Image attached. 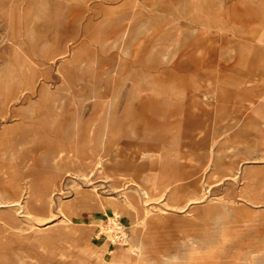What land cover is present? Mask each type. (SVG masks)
<instances>
[{"label": "rangeland", "instance_id": "obj_1", "mask_svg": "<svg viewBox=\"0 0 264 264\" xmlns=\"http://www.w3.org/2000/svg\"><path fill=\"white\" fill-rule=\"evenodd\" d=\"M0 57V264H264V0H0Z\"/></svg>", "mask_w": 264, "mask_h": 264}, {"label": "bare ground", "instance_id": "obj_2", "mask_svg": "<svg viewBox=\"0 0 264 264\" xmlns=\"http://www.w3.org/2000/svg\"><path fill=\"white\" fill-rule=\"evenodd\" d=\"M19 46V45H18ZM17 47V46H16ZM1 58V57H0ZM10 61V60H9ZM8 73V72H7ZM217 146V145H216ZM215 149V148H214ZM217 150H219V149H217ZM214 154H218V152H213ZM216 162H218V160H215V164H216ZM218 164V163H217ZM206 187H209V186H207L206 185ZM154 189H158V187H157V185L156 184H154V183H152V182H146L145 184H143V185H141V188L139 189V190H141V193H142V195H143V197L146 199V200H148L149 198H151V196H152V191L154 190ZM27 190V189H26ZM207 191V190H206ZM32 192V188H29V193H31ZM164 193V192H163ZM130 195H124V201L125 202H129L130 204H133V201H132V199H131V197H129ZM208 196V195H207ZM201 197V196H200ZM143 198V199H144ZM199 198V197H198ZM197 197H195V198H193L192 200H195V199H198ZM208 198V197H207ZM25 199V198H24ZM196 202V201H195ZM194 202V203H195ZM211 202V201H210ZM201 203H203V202H201ZM168 206H172V207H174V208H176V209H179V210H182V209H184L185 207H187L186 206V204H169V203H166ZM197 204V203H196ZM4 205H7V206H12V205H14V209L16 210V216H12L11 218H6V220H5V223H10V221H16V220H18V217H19V215L18 214H23L24 216H25V214H30L31 213V210L30 209H28L27 210V208H28V206H27V204L25 205L24 204V201H22L21 199H13V200H8V198L4 195V193H3V191H2V189H0V207H2V206H4ZM5 208V207H4ZM116 208H119V206H117ZM161 208V207H160ZM166 208V207H165ZM170 208V207H169ZM120 210V209H119ZM185 210V209H184ZM183 210V211H184ZM187 210V209H186ZM147 211H148V209H147ZM161 211L162 212H164V208H161ZM113 215V214H112ZM114 216V215H113ZM34 217V216H33ZM29 218H31V217H29ZM113 219H114V217H113ZM68 221V220H67ZM115 224L117 225V223L115 222ZM110 227H111V225H110ZM74 228V227H73ZM76 228V227H75ZM113 228V227H112ZM120 228V227H119ZM118 228V229H119ZM110 230V229H109ZM73 233H76V232H73ZM73 235H75V234H73ZM115 235V234H114ZM113 235V236H114ZM76 236V235H75ZM191 242V241H190ZM102 244V243H101ZM242 249V248H241ZM219 254V253H218ZM221 254V253H220ZM216 255V254H215ZM214 255V256H215ZM211 257V256H210ZM166 258V257H165ZM168 258V257H167ZM209 258V257H208ZM215 258V257H214ZM167 260V259H166ZM185 261V260H184ZM214 261V260H213ZM240 261V260H239ZM167 263V262H166ZM214 263V262H213Z\"/></svg>", "mask_w": 264, "mask_h": 264}, {"label": "crops", "instance_id": "obj_3", "mask_svg": "<svg viewBox=\"0 0 264 264\" xmlns=\"http://www.w3.org/2000/svg\"><path fill=\"white\" fill-rule=\"evenodd\" d=\"M17 137H18V133H17V132H14L13 135H12V138L15 139V138H17ZM28 148H29V147H28ZM29 149H30V148H29ZM10 154H11V155H14V151H13V149H10ZM14 157H15V156H14Z\"/></svg>", "mask_w": 264, "mask_h": 264}]
</instances>
